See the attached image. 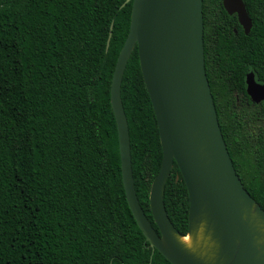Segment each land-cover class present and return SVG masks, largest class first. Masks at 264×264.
Returning <instances> with one entry per match:
<instances>
[{"label":"trees","instance_id":"1","mask_svg":"<svg viewBox=\"0 0 264 264\" xmlns=\"http://www.w3.org/2000/svg\"><path fill=\"white\" fill-rule=\"evenodd\" d=\"M0 0V264H171L149 245L121 177L110 83L129 30V0ZM246 34L222 0H203L205 70L244 187L264 209V0H242ZM109 32L111 35L109 36ZM139 203L162 157L135 45L121 81ZM163 201L182 234L188 192L174 162Z\"/></svg>","mask_w":264,"mask_h":264},{"label":"water","instance_id":"2","mask_svg":"<svg viewBox=\"0 0 264 264\" xmlns=\"http://www.w3.org/2000/svg\"><path fill=\"white\" fill-rule=\"evenodd\" d=\"M129 0H126L127 2ZM129 30L110 83L121 177L128 206L149 245L171 264H264V209L244 187L228 152L205 70L203 0H131ZM247 34L242 0H222ZM111 32H109V36ZM137 46L159 132L162 157L149 190L151 215L136 195L121 81ZM246 93L264 103V84L246 74ZM174 162L188 192L185 234L172 224L163 195ZM190 237V244L182 241Z\"/></svg>","mask_w":264,"mask_h":264},{"label":"bare ground","instance_id":"3","mask_svg":"<svg viewBox=\"0 0 264 264\" xmlns=\"http://www.w3.org/2000/svg\"><path fill=\"white\" fill-rule=\"evenodd\" d=\"M182 241H183L184 243L188 244V245L191 243V242H190V237H188V236L183 237V238H182Z\"/></svg>","mask_w":264,"mask_h":264},{"label":"flooded vegetation","instance_id":"4","mask_svg":"<svg viewBox=\"0 0 264 264\" xmlns=\"http://www.w3.org/2000/svg\"><path fill=\"white\" fill-rule=\"evenodd\" d=\"M249 97V96H248ZM250 98V97H249ZM251 100V99H250ZM255 103V102H254ZM260 103V102H259Z\"/></svg>","mask_w":264,"mask_h":264}]
</instances>
